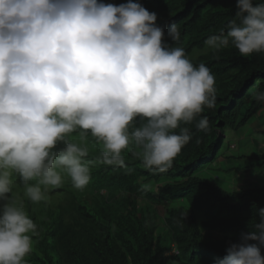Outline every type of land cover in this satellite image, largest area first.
Instances as JSON below:
<instances>
[{
    "label": "clouds",
    "instance_id": "obj_1",
    "mask_svg": "<svg viewBox=\"0 0 264 264\" xmlns=\"http://www.w3.org/2000/svg\"><path fill=\"white\" fill-rule=\"evenodd\" d=\"M235 7L226 30L205 45L264 53V2ZM180 36L172 24L165 42L157 14L139 0H0V264H27L38 235L23 202L64 206L68 187L89 198L93 166L127 169L125 152L165 172L192 139L182 125L208 130L201 113L215 107L216 78L193 64ZM251 97L264 104V88ZM255 215L214 264H264V208Z\"/></svg>",
    "mask_w": 264,
    "mask_h": 264
},
{
    "label": "trees",
    "instance_id": "obj_2",
    "mask_svg": "<svg viewBox=\"0 0 264 264\" xmlns=\"http://www.w3.org/2000/svg\"><path fill=\"white\" fill-rule=\"evenodd\" d=\"M122 4L127 0H103ZM157 14V24L178 25V44L194 65L206 64L216 78V103L205 108L207 131L195 121L182 125L192 139L165 172L146 169L125 152L127 169L95 165L89 198L64 188L66 204L44 209L23 202L24 211L38 225L27 264H214L229 243L256 223L255 209L264 208V185L227 190L193 176L206 159L215 158L224 127H243L264 111L252 99L256 86L264 88V53L241 56L231 45L219 51L204 41L226 30L237 11L236 0H139ZM264 0H254V3ZM198 117L197 119L201 118ZM179 131V129H177ZM264 133V132H262ZM100 145L90 147L95 159ZM247 170L264 169V150L253 153ZM106 189L105 194L99 191ZM200 206V207H199ZM176 250L177 253H170Z\"/></svg>",
    "mask_w": 264,
    "mask_h": 264
},
{
    "label": "rangeland",
    "instance_id": "obj_3",
    "mask_svg": "<svg viewBox=\"0 0 264 264\" xmlns=\"http://www.w3.org/2000/svg\"><path fill=\"white\" fill-rule=\"evenodd\" d=\"M251 122L240 128L236 124L225 125L222 146L216 157L213 161L207 160L196 176L212 180L227 190L263 186L264 169H247L249 163L255 162L250 160L253 153L264 150V133L257 131L255 126L261 125L264 132V113L257 114ZM15 185L12 182V186Z\"/></svg>",
    "mask_w": 264,
    "mask_h": 264
},
{
    "label": "bare ground",
    "instance_id": "obj_4",
    "mask_svg": "<svg viewBox=\"0 0 264 264\" xmlns=\"http://www.w3.org/2000/svg\"><path fill=\"white\" fill-rule=\"evenodd\" d=\"M151 1V0H150ZM200 207V206H199Z\"/></svg>",
    "mask_w": 264,
    "mask_h": 264
}]
</instances>
